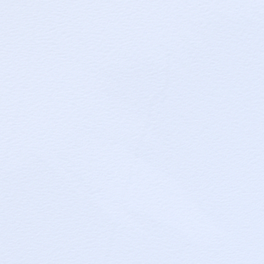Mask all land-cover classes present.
Instances as JSON below:
<instances>
[{
    "label": "snow or ice",
    "instance_id": "1",
    "mask_svg": "<svg viewBox=\"0 0 264 264\" xmlns=\"http://www.w3.org/2000/svg\"><path fill=\"white\" fill-rule=\"evenodd\" d=\"M0 264H264V0H0Z\"/></svg>",
    "mask_w": 264,
    "mask_h": 264
}]
</instances>
